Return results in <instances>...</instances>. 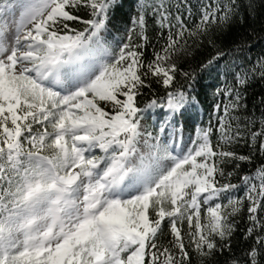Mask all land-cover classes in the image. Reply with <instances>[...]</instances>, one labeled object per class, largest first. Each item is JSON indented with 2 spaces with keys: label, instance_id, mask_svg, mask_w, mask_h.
<instances>
[{
  "label": "snow or ice",
  "instance_id": "1",
  "mask_svg": "<svg viewBox=\"0 0 264 264\" xmlns=\"http://www.w3.org/2000/svg\"><path fill=\"white\" fill-rule=\"evenodd\" d=\"M255 10L0 0V264H264Z\"/></svg>",
  "mask_w": 264,
  "mask_h": 264
},
{
  "label": "trees",
  "instance_id": "2",
  "mask_svg": "<svg viewBox=\"0 0 264 264\" xmlns=\"http://www.w3.org/2000/svg\"><path fill=\"white\" fill-rule=\"evenodd\" d=\"M243 2V0H242ZM255 6L256 10L253 13V16L248 19V27L249 29L255 28L256 30V39L254 42V55L261 54V49H264V42H261L260 36L264 35V31H262V26H264V0H255ZM247 15V13H245ZM237 26H233L232 31L235 32ZM202 57L197 54L195 58L192 60V63H195L197 60L201 59ZM209 89V93H210ZM262 94H264V85H261L260 83L254 84L250 89L248 93V109L249 112L255 111V114L259 116L260 114V106L258 97H260ZM210 100L208 104H205V109L210 110L209 108ZM255 105V108H254ZM203 120L207 121V115L205 114L203 116ZM233 149L237 151L240 154H247L248 148L241 142L238 144L233 145ZM243 227V224L241 225ZM237 241L239 240V236H237ZM235 246V245H234ZM243 246V245H240Z\"/></svg>",
  "mask_w": 264,
  "mask_h": 264
}]
</instances>
